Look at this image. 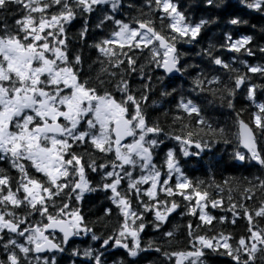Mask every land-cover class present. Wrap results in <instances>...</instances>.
Listing matches in <instances>:
<instances>
[{"label":"snow or ice","instance_id":"obj_1","mask_svg":"<svg viewBox=\"0 0 264 264\" xmlns=\"http://www.w3.org/2000/svg\"><path fill=\"white\" fill-rule=\"evenodd\" d=\"M205 3L219 7L216 0ZM242 3L264 13V0ZM102 6L107 11L95 27L103 31L111 25L112 31L90 45L103 57L88 66L91 73L99 65L93 76L84 71L82 53L69 48L66 28L81 18L78 35L86 40L88 17ZM124 7V0H0V162L8 165L0 168V264H57L54 253L63 252L71 237L88 233L100 243V249L81 252L74 248L73 256L107 264L103 253L120 247L128 256L137 257L146 250L141 247L140 234L149 226L147 217H152L151 227L162 231L180 207L176 196L185 202L188 214L198 217L196 228L213 226V221L235 224L241 217L247 220V231L238 238L222 231L205 235L194 232L189 224L191 250L169 252L155 247L170 264H205L206 252L227 256L230 264H256L257 259L264 264V227L254 223V219L264 221V198L254 208L233 202V181L226 178L223 184L232 220L213 216L206 211L208 205L215 209L223 204V198H212L208 185L190 180L181 166L182 158L199 157L223 144L231 148L228 155L233 165L239 162V167H245L255 162L264 174V142L258 141L254 131L264 138V101H257L258 86L250 75L264 77V61H241L246 68L241 72L218 54L226 49L254 56V37L233 38L225 32L219 49L210 43L196 53L229 74L230 83H225L211 69L181 65L184 54L177 48L180 42H195L214 19L192 22L179 0H144L138 14L130 18L121 11ZM227 23L246 21L233 16ZM258 50L264 55V46ZM142 51L148 56L138 66L133 56ZM153 69L163 70L169 80L192 70L190 92L210 94L229 108L236 93L245 90L255 109L250 122L237 113L234 133L224 126L214 127L202 115L201 104L180 95L171 118L172 130L165 132L158 121L150 122L142 107L152 87ZM133 74L145 82L138 90L130 83ZM164 76L156 79L162 81ZM176 92L172 88L160 95ZM171 141L175 143L168 147ZM11 170L15 176L9 175ZM89 172L99 176L94 186ZM247 184L240 189L244 199L252 200L257 191L264 193V178L254 177ZM96 191L103 192L119 214L116 227L106 236H97L81 213L85 194ZM103 211L106 217L112 215V208ZM175 235V229L162 231L168 245ZM152 247L149 241L147 249Z\"/></svg>","mask_w":264,"mask_h":264},{"label":"trees","instance_id":"obj_2","mask_svg":"<svg viewBox=\"0 0 264 264\" xmlns=\"http://www.w3.org/2000/svg\"><path fill=\"white\" fill-rule=\"evenodd\" d=\"M216 2L219 3V7H216L215 5L209 6L205 3V0H179L182 10L185 11L186 15L189 16L192 22L198 21L199 19H214V23L206 25L195 42H180L177 44V48L184 54L181 58V65L195 64L198 65L199 68L205 69V71L211 69L212 72L221 76L223 82L230 83L229 74L225 70L218 66H210L206 56H197L196 53L207 48L210 43L216 45L219 49V46L224 43L225 32H230L233 38L240 35H252L254 39L251 43V47L255 52L254 56H248L243 52L233 53L226 49H220L218 52V54H220L225 60L232 62L234 67L239 68L241 72H246V68L241 61L247 60L249 63L253 64L264 61V55L258 50L259 47L264 46V13L249 9L245 3H242V0H216ZM143 3L144 0H124L125 7L121 9V11L126 17L130 18L138 14L136 10L140 9ZM128 5H134V8L130 9ZM144 10L146 11V9ZM105 11H107V9L102 6L101 9L88 17L89 33L86 40H81L78 35L79 30L83 25L81 18L78 17L76 21L66 28L69 48L82 53L84 71L88 75H96L99 71V65L94 66L91 73L88 72V66L98 58L103 59L102 56L98 57L96 50L90 47V45L94 44L98 39L106 36L108 32L112 31L111 25H107L103 31L95 27L99 17ZM233 16H239L242 20L246 21V23L229 25L227 21ZM9 23H11V21H9ZM157 27H159L158 21ZM147 56L148 52L142 51L135 53L133 59L137 60V65L139 66V64L145 63ZM233 57H235L234 62ZM199 68L197 70H199ZM194 74L195 73L192 72V70H189L187 73H179L173 79L169 80L167 76H164L163 70H152V87L147 102L142 105L150 122L158 121L160 126L164 128L165 132L171 131V118L176 114L175 105L180 95L192 98L196 100L198 104H201L203 109L202 115H204L208 119V122L214 127L224 126L226 129H229L234 133L236 131L234 121L237 113L240 114V119L250 122L251 113L255 109L248 100L245 90L241 89L236 93L232 101L233 107L229 108L226 103L220 102L218 98L213 100V97L210 94L205 93L198 95L197 93H191L190 80ZM250 75L252 82L258 86L256 89L257 101H264V88L260 87L264 86V77H261L258 74ZM160 76H164L162 81L156 79ZM130 83L133 89L138 90L145 82L133 74L130 77ZM172 88H176L177 92L170 96L160 95L161 91H169ZM116 95L119 99V93H116ZM209 101L212 102L209 103ZM184 122H188L187 117H185ZM192 123H194V120ZM175 130L177 132L180 131L179 125L175 126ZM255 132L258 141L264 142V138L260 137L259 131L255 130ZM229 139H232V137H229ZM174 143L175 141L168 142V147H172ZM193 151H195L194 148ZM230 152V147L219 144L215 145L212 149L205 150L199 157L194 156L190 159H181V166L190 180L204 181L205 184L208 185L207 190L212 198H223L222 205L213 209L209 204L206 211L216 217L223 215L228 221L232 220V212L228 207L229 194L227 192V187L223 184V181L226 178L233 181V184L230 185L232 187L231 196L233 202H239L248 208H254L261 198H264V193L257 191L253 194L252 200L244 199V195L241 193L240 189L242 187H247V181H252L254 177L264 178V174H262L260 167L255 162H251V166L245 167H239V162H236V165H233L228 155ZM111 158L112 157L110 156L109 159ZM96 159L98 163L102 162L99 157H96ZM0 168H8V165L0 162ZM9 175L15 176V170H11ZM88 178L93 182V186L96 181L99 180L98 175L90 172L88 173ZM216 185H220L225 190L221 192ZM175 200L180 207L175 213L171 214L166 226H162V231L173 229L176 231V235L170 245L165 243L161 230H156L150 226L152 217L148 216L147 223L149 226H147L140 234L141 247L146 250L140 252L137 257H130L127 255L126 249L120 247L109 248L103 253L104 261H106L107 264H114V262L119 264V261H123V264H170L167 258L163 256V252L155 251V247L160 246L163 251L169 252L175 250H191L187 238V226L189 224L192 225V230L194 232H199L200 234L205 235H215L217 232L222 231L225 233H231L234 237L238 238L239 235H243L247 231V220L246 218L241 217L236 218L235 224L230 222L217 223L216 221H213V226L202 224L200 228H196L198 217L186 212L185 202L179 196H176ZM80 208L82 215H84L85 220L88 222V227H90L97 236L111 234L112 229L116 227L119 221V214L116 207L111 204L101 191L86 193L80 202ZM105 208H112V215L106 217L103 211ZM237 211H240V209L237 208ZM181 213L184 214L181 215ZM254 223H259L261 227H264V221L254 219ZM149 241H151L153 245L151 249H147ZM63 247V252L54 253L57 264H82V261L86 260H91L92 264H95V261L92 260L91 257H84L82 255L73 256L72 249H79L82 252L86 248H92L96 251L100 249V243L98 241H93L91 239V233H88L79 238L75 237ZM46 254L51 255L49 253ZM205 258V264H230L229 257L217 255L216 253L209 254L206 252ZM256 264H259V259H257Z\"/></svg>","mask_w":264,"mask_h":264},{"label":"water","instance_id":"obj_3","mask_svg":"<svg viewBox=\"0 0 264 264\" xmlns=\"http://www.w3.org/2000/svg\"><path fill=\"white\" fill-rule=\"evenodd\" d=\"M178 74H179V73H177L176 75H178ZM176 75H175V76H176ZM244 121H245V120H244ZM245 122L248 123L247 121H245ZM250 126H251V125H250ZM254 131H255V130H254ZM74 238H75V236L71 237L70 240H69V242H70L71 240H73ZM69 242H68V243H69ZM45 254H46V253H45Z\"/></svg>","mask_w":264,"mask_h":264},{"label":"rangeland","instance_id":"obj_4","mask_svg":"<svg viewBox=\"0 0 264 264\" xmlns=\"http://www.w3.org/2000/svg\"><path fill=\"white\" fill-rule=\"evenodd\" d=\"M83 235H86V234H81V235H79V236H75V237H78V238H79V237H81V236H83Z\"/></svg>","mask_w":264,"mask_h":264}]
</instances>
